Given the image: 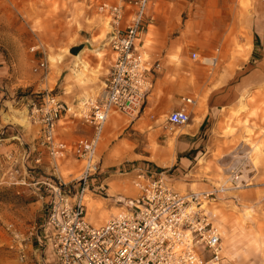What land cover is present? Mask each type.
<instances>
[{
  "label": "rangeland",
  "instance_id": "1",
  "mask_svg": "<svg viewBox=\"0 0 264 264\" xmlns=\"http://www.w3.org/2000/svg\"><path fill=\"white\" fill-rule=\"evenodd\" d=\"M98 1L0 0V264H23L17 255L38 212L31 185L9 181L23 175L22 160L14 147L8 146L14 140H4L5 133L17 130L25 142L36 135L37 127L26 118L24 106L31 91L52 90L70 106L99 91L102 82L97 78L105 77L111 54L104 44L105 19L95 8ZM220 1L225 0H151L147 15L157 27H148L145 45L150 44L152 33L180 30L186 39L180 58L190 66L187 55L194 46L191 37L199 30L210 36L208 28L219 23L226 32L228 20L234 34L244 38L247 29L243 22L254 0H237V9L229 19L225 5L218 8L219 13L212 9ZM204 25L207 28L203 29ZM195 57L209 72L213 65L209 52ZM39 61L44 65L36 68ZM36 76L42 81L39 88ZM55 82L62 86L57 88ZM71 86L79 90L75 101L67 98ZM114 114L124 124L129 121L123 114ZM219 114L217 140L208 142L182 172L173 174L172 185L182 192L217 188L216 196L209 198L204 208L220 234L222 264H264V86L245 93L238 103ZM186 124L177 126L178 131ZM164 128L171 129L167 125ZM117 132L102 139L96 149L98 164L106 168L104 175L111 173L113 180L104 184L106 193L105 188L98 191L91 184L86 190L85 215L92 224L103 222L118 210L114 187H121V195L134 193L132 163H152L147 154L154 152V140L146 141L141 131L132 133L126 128L119 136ZM105 158H110L109 165ZM57 163L54 174L63 180L76 175L80 167V162L72 159ZM10 169H17L13 171L15 177L7 176ZM167 170L171 172V168ZM233 175L239 177L233 179ZM9 223L13 224L12 231L7 228Z\"/></svg>",
  "mask_w": 264,
  "mask_h": 264
},
{
  "label": "built area",
  "instance_id": "2",
  "mask_svg": "<svg viewBox=\"0 0 264 264\" xmlns=\"http://www.w3.org/2000/svg\"><path fill=\"white\" fill-rule=\"evenodd\" d=\"M150 2L100 0L95 4L96 12L105 19L104 44L111 57L102 86L93 97L71 106L49 89L31 91L25 97L26 118L37 126V136L25 142L17 130L10 131L8 138L21 147L23 175L12 178L17 169L7 174L12 183L31 185L40 204L29 225V238L17 255L23 264H222L220 234L204 208L217 188L179 191L172 186L166 168L133 166L130 182L134 193L114 199L118 210L98 224L85 215L84 195L89 185L104 189L96 147L107 115L115 111L136 117L152 88L147 73L160 69L159 61L144 56L137 44ZM43 65L39 61L36 68ZM192 102L183 97L178 109L166 114V125L188 123L187 106ZM63 117L89 126L90 135L72 142L57 140L54 131ZM44 158L52 171L64 158L75 159L80 167L67 180L36 175L33 170ZM7 228L12 231L13 224Z\"/></svg>",
  "mask_w": 264,
  "mask_h": 264
},
{
  "label": "crops",
  "instance_id": "3",
  "mask_svg": "<svg viewBox=\"0 0 264 264\" xmlns=\"http://www.w3.org/2000/svg\"><path fill=\"white\" fill-rule=\"evenodd\" d=\"M222 5H225V14L229 19L230 13L237 9V0L220 1L212 9L219 13L218 8ZM249 12L250 15L246 16L243 22L247 29L244 38L234 34L232 22L228 20L227 23L230 26L226 32L222 29L224 28L222 25L216 23L208 28L212 31L210 36L202 35L201 30L198 34H194L191 37L194 46L187 55L191 65L187 66L186 62L180 58L182 56L180 50L186 41L180 30L174 34L170 31L163 33L162 30L160 33H152L150 44L145 45L148 27H157L155 23L150 22L152 18L148 17L146 10L145 26L137 40L138 49L144 56L157 59L160 69L147 73V77L152 81V88L145 96L137 116L129 118V121L124 124L114 114L118 112L111 111L101 128L97 146L102 139L104 140L113 132L118 131L119 136L126 128L127 131L132 130V133L141 131L146 141L154 140L156 148L153 153L147 154L152 161L150 165L147 160H139L132 165L171 168L169 173L171 179L173 174L178 171L182 172L190 158L201 153L208 142L212 143L213 140H217V135L220 133L217 127L220 111L238 103L245 93L248 94L264 86V0H254V5ZM204 27L207 28L204 25L203 29ZM237 44H244L245 47L239 48ZM208 52L213 59L209 72L201 61L196 62V57H191L193 53L196 56L198 53ZM172 57L176 60L170 61ZM104 78L100 76L97 79L103 83ZM41 83L42 81L36 76V88H39ZM54 85L58 88L62 86V83L55 82ZM70 89L71 94L67 98L69 101H75L79 90L75 86H71ZM183 97H190L193 101L187 106L191 121L186 124L183 131H178L177 126L165 131V117L163 119L161 117L166 116L171 110L178 109ZM9 133H5L4 140H9ZM90 133L89 126L63 117L56 125L54 137L60 141L72 142L89 136ZM36 136L37 128L36 135L29 140L31 141ZM129 142L131 143L130 140ZM10 145L14 147L18 157L21 147L16 141L10 142L8 146ZM137 154L140 153L137 152ZM64 159L70 160L71 158ZM72 160L76 161L73 158ZM105 161L106 165L110 164V158H105ZM50 166L51 164L44 158L43 163L33 171L36 175L53 176L55 175L54 170L52 171ZM100 167L104 175L106 168L104 169L101 164ZM110 176L111 173L103 176L104 184L108 185L107 183L113 180ZM113 189H116L115 198L122 194L121 187L116 186ZM35 202L38 204L36 206L38 211L40 204L38 200Z\"/></svg>",
  "mask_w": 264,
  "mask_h": 264
}]
</instances>
